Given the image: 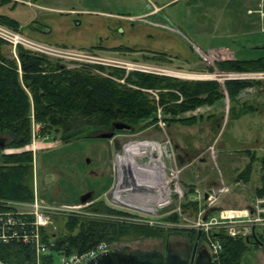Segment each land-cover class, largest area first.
<instances>
[{"label": "rangeland", "instance_id": "1", "mask_svg": "<svg viewBox=\"0 0 264 264\" xmlns=\"http://www.w3.org/2000/svg\"><path fill=\"white\" fill-rule=\"evenodd\" d=\"M39 2L54 6L112 12L114 14L132 17L133 19L142 18L143 14L139 15L140 13L154 10L157 15L151 16L146 14L147 16L144 15L146 19L164 21L162 23L172 26V29H177L190 43V50L196 59L190 65H185L184 62H180L181 60L179 59L181 58L175 60L167 54L168 58L164 59H151L150 57L145 59L146 56H151L152 53H155L152 51L136 53L138 51L125 47L128 51L116 50L119 48H114L112 50L115 53H111L109 52L110 50L103 52L95 49L70 48L47 44L37 40V42L54 49H66L74 55L70 57H59L55 54L35 53L30 50L33 54H41L52 61L57 60L67 68L87 65L122 68L125 70V75L129 71H143L126 70L125 67H121L126 66L125 63L133 62L150 68V71L143 72L189 81H218L222 92V97L212 104L205 103L175 115L176 119H188L187 122L181 123L176 121L169 126L166 119L171 115L159 104L157 90L145 89L149 97L156 102V109L154 115L141 120V122L151 121V123L141 130H127L116 133V137L121 142V148H126L124 150L120 149L119 151H122L121 154L125 160L121 157L119 161L120 171L115 190L117 193L116 198L121 201L127 200V202L133 205L139 203L140 207H148L145 209L153 212H146L120 205L108 196L116 179L117 165L115 150L112 147V139H108V141L102 140L103 143L99 148V152L103 151L105 157L97 155L98 158H95L97 156L90 154L88 149V146H92L91 144L93 143L89 142V144L85 139L96 137V134L100 131L92 130L89 133L91 134L89 137L85 134L80 135L79 139L83 140L78 141V145L76 144L78 147H76L75 152H80L78 154L83 164L81 167L82 172L76 174L67 172L68 170L65 169H61L60 171L57 169L55 161L57 153H53V151L68 141H63L60 138V134H57L56 137L38 136L36 132L39 129V124L32 122L31 141L24 147L1 148L0 154L31 151L33 155L31 162L32 199L29 201H32L36 195V199L40 201V204L50 210V221L52 224H49L47 228L49 232L53 231V234L55 232L57 236L66 232L64 223L66 217L70 215L105 217L111 220H118L122 223L126 222V224H146L162 228L164 235L161 237H143L130 234L124 235L118 240L104 242L116 251L141 248L155 249L163 252L166 239L170 241L190 240L189 231L191 230L197 235L198 227L201 226L202 222H209V213H213L215 210L223 208L222 206H226L222 203V197H224L222 195L225 192L231 191L240 194L243 190L242 196L251 202L253 197L256 196L254 195V189L260 184L262 174L260 162L262 161L264 152V137L255 150L257 157L253 162V175L251 174L252 176L249 177L248 181H243L245 183L242 184L241 182L240 186L234 185V177L236 178V174L249 162V158L244 159L241 157L242 155L237 153L239 149L230 147L229 144H223V141H226L227 135H229L228 125L232 117L231 113L228 112V107L232 106L233 102L228 97L223 85L226 79H221L219 75L227 72L218 68L217 62L227 59L249 60L264 57V0H39ZM1 24L7 26L6 24ZM0 50L8 57L17 58V48L13 52L12 46L7 42L1 45ZM90 57H94V59ZM95 57H100L104 60H99ZM169 58L172 59L169 60ZM112 60H117L118 62L114 63ZM114 64L118 66H114ZM92 71L108 76L107 72L100 71L96 68H93ZM255 71L264 72V69L239 72ZM179 73H183V76L206 73H215L216 75L211 79L197 76H189L188 79L187 77L180 78L175 76L179 75ZM112 78L124 83V76ZM246 80L258 81L259 84L255 86L257 88L259 86L262 88L263 86L259 80ZM128 85L132 86L130 84ZM247 88L245 87L243 89ZM247 92L249 91L242 92L243 97L246 98L244 102L252 103V98L256 96L258 99L256 102L258 103L254 105L259 108V115L253 116L252 118H250V115L245 117V122L249 119L253 120L250 128L244 127L243 130L245 133L247 131L250 132V129L251 131H261L264 136V90L262 94L258 95L252 93L247 96ZM238 93L235 99H237ZM245 94L246 97L244 96ZM177 95L179 96V101L182 100V95L178 92ZM250 112L252 114L254 113L253 111ZM191 118L193 119L191 120ZM253 121L256 122L255 125ZM245 125L247 126L248 122ZM107 130H113V127L110 126ZM145 140L158 142L165 147L169 156H164L163 161L177 172V176H174L170 172V169H167L165 175L169 176V179H162L163 173H159L156 166H152L150 162L152 159L145 155V153L150 155L149 151L151 150H140L136 145L137 142ZM139 143L142 144L143 142ZM153 145L158 146L157 144ZM92 148L98 149L95 146ZM83 153L85 155L84 158H82ZM139 163L141 165L146 164V166L151 164V166L147 167V169H141L138 167ZM103 168L106 177L103 176L104 174L101 175ZM48 171L52 172H49L48 176H46L45 173ZM227 171L230 175L229 178V175H225ZM101 176L104 182L100 185L96 180ZM103 177L107 178V181ZM209 178L215 182L213 189L209 186ZM130 181L133 182L132 184L135 182L144 183V186L141 184L137 187L136 191H134L135 186H133L134 189L127 192V189L125 190L124 188L128 186ZM223 183L230 184L232 190H229L227 186H223ZM175 184L180 191L173 188ZM221 184L222 186H219ZM119 185H122V189L119 188ZM69 186L72 187V193H67ZM221 187L226 188V191L218 192V189ZM167 188L173 191L170 200V192L168 191L164 194ZM65 192L67 196L71 194L70 197L72 198H66ZM212 193L217 197V200L216 204L209 208V194ZM232 196L225 197L223 201H227ZM98 201H101L106 207L118 212H99L87 209L89 205ZM144 202H147V204ZM148 202L154 205L148 206ZM232 205L236 208L238 207L236 204ZM173 215L177 216V220L171 219ZM219 233L226 235L222 230H219ZM257 234H260L258 239L264 243V230H259ZM206 237V233H201L199 242L204 244ZM43 241L50 248L49 242L44 239ZM248 246V249L241 257V264H264V248L254 243H250Z\"/></svg>", "mask_w": 264, "mask_h": 264}, {"label": "trees", "instance_id": "2", "mask_svg": "<svg viewBox=\"0 0 264 264\" xmlns=\"http://www.w3.org/2000/svg\"><path fill=\"white\" fill-rule=\"evenodd\" d=\"M0 23L17 30V23L0 16ZM4 41L0 39V47ZM116 50H127L118 47ZM151 59L168 58L165 53H152ZM172 58H169L171 60ZM218 68L226 72L264 69V57L249 60L227 59L217 62ZM91 67V68H90ZM96 68L107 72L108 76L92 71ZM124 76V83L112 77ZM128 84L135 86H129ZM258 81L246 79H226L223 83L233 104L235 96L245 88L257 86ZM218 81H189L143 71H129L125 75L122 68L103 65H87L67 68L59 61H52L41 54L17 46V58H11L0 50V136L6 139L4 147H24L31 141V123L39 124L36 132L41 137H56L67 142L91 131H108L114 122H123L129 130L137 131L147 127L151 121L141 122L154 115L156 102L145 89L158 92V101L171 116L173 122H187L176 119L175 115L202 104H212L222 97ZM177 92L182 95L179 101ZM255 103L243 102L239 108L231 106L232 118L255 110ZM193 118H191L192 120ZM127 131V130H120ZM99 132V133H100ZM1 151V148H0ZM254 154L240 170L235 179L248 181L253 171ZM31 151L0 154V198L1 200L29 201L32 199ZM260 184L254 195L264 196V154L262 157ZM90 211L118 212L106 207L101 201L87 207ZM177 220V216H171ZM66 232L56 235L42 229L43 239L49 242L54 254L82 252L100 241H114L124 235L163 236V229L146 224H126L105 217H66ZM190 240L195 232L189 231ZM222 251L216 264H241V257L248 249L249 242L243 238H230L218 234ZM262 236V235H261ZM260 237V234H257ZM30 246L18 242L0 243V259L9 264H30Z\"/></svg>", "mask_w": 264, "mask_h": 264}, {"label": "crops", "instance_id": "3", "mask_svg": "<svg viewBox=\"0 0 264 264\" xmlns=\"http://www.w3.org/2000/svg\"><path fill=\"white\" fill-rule=\"evenodd\" d=\"M141 14H143L142 18L133 19L132 17H126L112 12L42 4L39 0H0V16L12 19L17 23V31L40 42L70 48L95 49L103 52L110 50L109 52L111 53H115L112 50L114 48L127 47L130 50L138 51L136 53H141L142 51L162 52L172 56L175 60L181 58L179 59L181 60L180 62H184L185 65H190L195 61L196 58L190 50V43L177 31V29H172V26L162 23L164 21H158L156 19L147 20L145 17L147 16L146 14L151 16L157 15L154 10L140 13L139 15ZM260 84L264 86V82ZM263 86L262 88L260 86L258 88L254 86L240 90L236 97L237 103L232 104V106L239 108L240 104L246 101L242 92L249 91L247 92V96L252 93L255 95L262 94L264 90ZM244 96L246 97V94ZM252 99V102L258 103L256 102L258 100L256 96ZM230 107L231 106L228 107V112ZM253 112L254 115L251 112H247L237 118H232L228 125L229 135H227V140L223 141V144H229L230 147L232 146L239 149L237 153L242 155L241 157L244 159L249 158L250 154L256 156L255 150L257 149V145L260 141L262 142L264 137L261 131H251L250 129V132L247 131V133H245L243 130L244 127L250 128L253 120H247L246 122H248V125L246 126L245 117L249 115L250 118L258 116L259 108L255 106ZM253 123L255 125L256 122L253 121ZM87 139H85V141L93 143L91 144L92 146H88L90 154L105 157V153L103 154V151L99 152V148L103 143L102 140L108 141V139L97 137ZM80 140L83 139L77 138V140L68 141L59 147L56 146L58 148H55L53 153H57V155L55 154L57 156H55L57 169L60 171L61 169H65L68 170L67 172L76 174L82 172L81 167L83 164L78 154L80 152H75L76 147H78L76 144L78 145V141ZM94 146L98 147V149H93L92 147ZM112 147L114 149L113 145ZM84 156L83 153L82 158H84ZM95 158H98V156ZM101 171H103L101 175L104 174L103 176L106 177L104 168ZM49 172L52 171L45 173L46 176H48ZM225 175H229L228 171L225 172ZM229 177L230 175L228 178ZM233 180L234 185L240 186L241 182L242 184L245 183L235 179V177ZM96 181L99 182L100 185L104 182L102 176L98 177ZM105 181H107V178H105ZM214 184L215 182L209 178V186H211L212 189L214 188ZM219 186H222V184ZM223 186H227L229 190L231 189V185L228 183H223ZM71 188L70 186L68 187L69 190H67V193H72ZM242 192H240V194L231 191L225 192L222 195L224 196L222 197V203L226 206L222 207H234L232 204H236L238 207L248 206L250 201L242 196ZM67 193L65 192L66 198H72L70 197L71 194L67 196ZM230 195L233 196L227 201H223L225 197L227 198V196Z\"/></svg>", "mask_w": 264, "mask_h": 264}, {"label": "built area", "instance_id": "4", "mask_svg": "<svg viewBox=\"0 0 264 264\" xmlns=\"http://www.w3.org/2000/svg\"><path fill=\"white\" fill-rule=\"evenodd\" d=\"M0 39L12 46L13 52L17 46L25 47L35 53H48L59 57H70L74 54L68 50H58L43 45L36 40L24 35L23 33L2 25L0 23ZM93 58L94 57H90ZM104 60L100 57H95ZM118 62L117 60H112ZM126 70H143L150 71V68L141 66L137 63H125ZM114 66H118L114 64ZM155 70V69H153ZM183 73L175 75L177 77L188 78L197 76L200 78L211 79L214 74H189L183 76ZM218 75V74H217ZM221 79H255L264 82V72H227L219 74ZM139 142H149L163 147L158 142L145 140ZM137 142V143H139ZM136 143V145H137ZM165 148V147H164ZM126 149L122 147L121 150ZM120 151V150H119ZM119 151L115 152L116 157ZM164 157V156H163ZM162 157V160H163ZM165 163V162H164ZM171 169V168H170ZM174 176L177 172L173 169L170 171ZM117 177V175H116ZM179 190L175 184L173 187ZM180 191V190H179ZM226 191V188H219L218 192ZM213 192V191H212ZM36 194V193H35ZM172 196V194H171ZM171 196L169 200L171 199ZM217 197L212 193L209 194V208L216 204ZM51 212L46 206L40 204L36 195L32 201H12L0 200V243L8 244L18 242L30 246L32 258L30 264H84L89 259L105 252L111 247L104 241H100L93 247L82 252H71L69 254H54L51 248L43 241L42 229H47L51 225ZM201 233H206V242L203 244L210 257V264H216L222 251V245L219 239V230H222L227 236L232 238L250 237L252 233L257 236L259 230H264V196H255L250 204L246 207H223L209 213V222H202L198 227ZM0 264H9L0 259Z\"/></svg>", "mask_w": 264, "mask_h": 264}, {"label": "water", "instance_id": "5", "mask_svg": "<svg viewBox=\"0 0 264 264\" xmlns=\"http://www.w3.org/2000/svg\"><path fill=\"white\" fill-rule=\"evenodd\" d=\"M112 127L113 130L100 132L96 134V137L112 139L114 149L119 151L121 149V142L119 138L116 137V133L120 130H129L130 126L123 122H114ZM5 141L6 139L3 136H0V148H4ZM115 185L116 184L114 183L108 196L114 202L122 205V203L114 199L113 191L115 190ZM200 234L201 231L198 229L191 248L187 242L170 241L166 239L163 252L155 249L133 248L122 249L119 251L120 255H118L116 253L118 251L109 249L89 259L84 264H210V257L207 250L198 247ZM245 240L264 248V243L259 240L254 233H252L250 237H246Z\"/></svg>", "mask_w": 264, "mask_h": 264}, {"label": "bare ground", "instance_id": "6", "mask_svg": "<svg viewBox=\"0 0 264 264\" xmlns=\"http://www.w3.org/2000/svg\"><path fill=\"white\" fill-rule=\"evenodd\" d=\"M137 146L140 148V150H145V151H149V150H151V151H149L150 152V155H147V153H145V155L147 156V157H149L150 159H152L150 162H151V164H152V166L154 167V166H156V168H157V170H158V172L159 173H163V175H162V179L163 180H165V178H166V180H168L169 179V176H166L165 174H166V170L167 169H170V167L168 166V165H166L165 163H164V161L162 160V157L163 156H166V157H168L169 155H168V153H167V150L164 148V147H158V146H154L153 144H150L149 142H143L142 144H140V143H137ZM121 157L125 160V158L123 157V155L120 153L117 157H116V175H117V177H116V182L114 181V183L116 184L115 185V190H116V186H117V182H118V177H119V171H120V164H119V161H120V159H121ZM133 160V162H135L134 161V159H132ZM126 164V163H125ZM132 164V163H131ZM151 164L150 165H148V166H146V164H142L141 165V163H139L138 164V167L139 168H141V169H147V167H149V166H151ZM157 164V165H156ZM126 165H129L128 163L126 164ZM170 171H171V169H170ZM147 179V178H146ZM162 180V181H163ZM139 182V181H138ZM133 182L132 181H130L129 183H128V186H125V190L127 191V192H130L132 189H134V187L133 186H135V189H134V191H136V189H137V187H139L142 183H134V184H132ZM145 185H147V184H145ZM142 186H144V183L142 184ZM148 186V185H147ZM119 188H121L122 189V185H119ZM115 190L113 191V196H114V199L115 200H118L120 203H122V205L123 206H127V207H131V208H135V209H137V208H139L140 210H144V211H146V212H153V211H150V210H148V209H145V208H148V207H145V206H141L140 207V205H139V203L138 204H136V205H133V204H131L130 202H127V200H119L118 198H116L117 197V193L115 192ZM170 192V196H171V194H172V190L171 189H169V188H167L166 189V191H164V194H166L167 192ZM149 194H152V193H149ZM143 198V197H142ZM145 204H147V202H144ZM145 204H143V205H145ZM154 204H152V203H150V202H148V206H153Z\"/></svg>", "mask_w": 264, "mask_h": 264}, {"label": "flooded vegetation", "instance_id": "7", "mask_svg": "<svg viewBox=\"0 0 264 264\" xmlns=\"http://www.w3.org/2000/svg\"><path fill=\"white\" fill-rule=\"evenodd\" d=\"M195 240V239H194ZM194 240H184V242H187L189 244V247L191 248L193 243H194ZM198 247L199 248H205L203 244H201L199 241H198ZM118 255H120V252H116Z\"/></svg>", "mask_w": 264, "mask_h": 264}]
</instances>
